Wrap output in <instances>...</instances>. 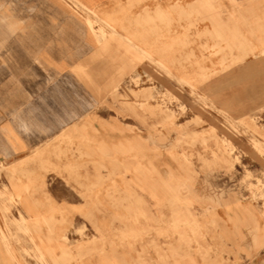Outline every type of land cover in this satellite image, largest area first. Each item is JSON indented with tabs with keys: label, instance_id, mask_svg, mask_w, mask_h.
Here are the masks:
<instances>
[{
	"label": "rangeland",
	"instance_id": "1",
	"mask_svg": "<svg viewBox=\"0 0 264 264\" xmlns=\"http://www.w3.org/2000/svg\"><path fill=\"white\" fill-rule=\"evenodd\" d=\"M189 1L173 0L168 15L158 11L154 27L150 21L136 23L147 36L157 30L156 48L127 35L118 37L122 49L98 57L116 58V67L93 84L99 95L95 111L107 109L138 123L133 132L140 146L126 147L119 156L139 164L123 174L135 178L151 207L159 215L173 213L169 231L158 238L188 233L189 242L181 244L197 257L215 254L219 264H264V0H196L194 6ZM24 36L16 31L15 45L28 41ZM35 53L0 49V72L13 76L14 90L8 93L15 95L2 97L0 81V142L2 126L6 121L17 126L23 107L32 109L24 116L31 121L44 116L34 113L38 108L55 110L54 98L38 97L44 88L37 81L48 71L38 70ZM54 151L51 147L49 155ZM43 154L35 151L24 166L37 165ZM22 166L7 168L0 161V264H53L51 255L39 250L31 226L12 221L22 217L23 196L39 191L29 188L44 182ZM159 189H174L173 202L157 200ZM139 239L124 235L117 242L123 248Z\"/></svg>",
	"mask_w": 264,
	"mask_h": 264
},
{
	"label": "crops",
	"instance_id": "2",
	"mask_svg": "<svg viewBox=\"0 0 264 264\" xmlns=\"http://www.w3.org/2000/svg\"><path fill=\"white\" fill-rule=\"evenodd\" d=\"M65 2L83 11L75 12ZM174 6L173 0H0V49L36 51L38 70L48 71L37 81L44 88L38 97L55 99V110L33 108L44 114L37 121L24 119L32 109L23 107L17 126L10 121L2 126L0 142V161L7 168L22 163L23 171L44 177L43 183L29 188L37 193L23 196L22 217L12 221L31 226L38 241L51 243L38 248L51 255L53 264H219L215 254L203 259L185 248L181 242H189L188 233L158 238L157 233L169 231L173 213L161 210L159 215L151 207L153 201L134 186L135 178L123 174L139 164L131 156H119L126 147L140 146L139 135L133 132L138 123L107 109L95 111L94 106L99 96L94 82L105 81L104 75L116 67V58L98 57L122 49L120 38L127 35L137 44L145 39L149 48H156L157 30L147 36L136 23L150 21L154 27L158 11L168 15ZM15 30L28 41L15 45ZM0 81L6 92L1 96L14 97L8 93L14 90L13 76L1 71ZM47 82L53 85L47 87ZM58 138L69 141L58 144ZM35 151H44L37 165L24 166ZM42 162L47 163L44 171ZM154 193L157 200L173 202L174 189ZM124 235L140 239L122 248L117 239Z\"/></svg>",
	"mask_w": 264,
	"mask_h": 264
}]
</instances>
